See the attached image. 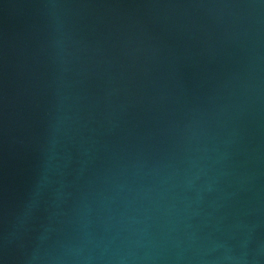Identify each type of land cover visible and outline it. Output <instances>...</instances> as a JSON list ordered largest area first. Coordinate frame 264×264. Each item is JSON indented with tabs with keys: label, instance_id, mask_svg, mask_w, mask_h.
<instances>
[{
	"label": "water",
	"instance_id": "95a60500",
	"mask_svg": "<svg viewBox=\"0 0 264 264\" xmlns=\"http://www.w3.org/2000/svg\"><path fill=\"white\" fill-rule=\"evenodd\" d=\"M0 264H264V0H0Z\"/></svg>",
	"mask_w": 264,
	"mask_h": 264
}]
</instances>
